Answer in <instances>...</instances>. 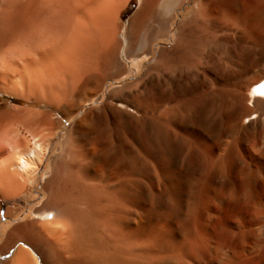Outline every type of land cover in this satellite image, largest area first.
I'll return each mask as SVG.
<instances>
[{"label": "bare ground", "instance_id": "bare-ground-1", "mask_svg": "<svg viewBox=\"0 0 264 264\" xmlns=\"http://www.w3.org/2000/svg\"><path fill=\"white\" fill-rule=\"evenodd\" d=\"M126 1L0 0V86L75 118L31 220L4 211L0 264H264V0H138L120 30ZM108 67L135 76L104 96ZM58 123L0 111L1 195Z\"/></svg>", "mask_w": 264, "mask_h": 264}, {"label": "rangeland", "instance_id": "rangeland-1", "mask_svg": "<svg viewBox=\"0 0 264 264\" xmlns=\"http://www.w3.org/2000/svg\"><path fill=\"white\" fill-rule=\"evenodd\" d=\"M117 1L118 0H110V7H113L112 5L115 6ZM137 2L138 0H127L123 4H120V6L116 9L117 11H116L115 22H116V26H118L120 30L123 29L121 27H124L126 25V22L133 16V13L137 9ZM190 4L191 3H188L187 5H185L184 9H182L181 12L184 13L185 9L188 8ZM180 18H178V20ZM157 20H158L157 16L152 15V17L149 19V21L145 25L146 30L151 31V29L153 28ZM122 68L119 71L122 72L123 70L125 72V69H122ZM127 76L133 77L135 75L129 73L127 74ZM127 76H123V77H127ZM123 77L114 79L110 75V67L106 68L104 73L101 76V80L103 81V85H102L103 95L105 96V95L110 94V91L113 89L115 93H121L122 90H119V87L124 82L122 81ZM12 78H11L12 79L11 81H16L19 79L18 76L12 77ZM130 80L131 78L128 79L127 81H130ZM24 86L25 85H22V86L14 85L15 89L13 88V91L15 90V92L10 90V91H7L8 93L4 91V89L0 86V111L7 110V109L8 110L10 109L12 111L13 109H19V108L22 110L29 109V110L42 111V112L51 114L52 119L57 120V122L59 123L57 124V127L55 128L56 130L53 129L54 141L52 142L50 147L47 148L43 161L38 166V168H36L37 170H35V173H33L30 176L29 181L27 182V188L23 190L24 192L21 191V193H18L13 199H7L6 197L0 194V212H1L0 222L6 220V218L4 217V211L10 207L13 213L12 219H14L13 221H11V224H19V223L26 222L27 220H31V218L34 216L33 215L34 210H36L42 204L43 200L45 199V197L40 196L41 195L40 194V184L42 183L43 177H44L43 172L49 166V163L53 159V157L58 153L57 148L60 142L62 143L66 139V132L73 125L74 123L73 121L75 119L74 117H68V118L61 117L56 107L48 105L47 103L34 98V96L32 95L28 97H23L21 94L25 92L26 87ZM9 92H13V93H9ZM5 124H6L5 127L7 126L6 128H8V124H10L11 128H8L10 130H14L16 128L15 126L16 123L13 121H7L5 122ZM95 124L96 125H106V124H111V123L109 120L106 121L103 119H99L98 121L95 122ZM53 146H56L54 150L52 149ZM36 177L39 180L37 183L34 181ZM51 217L54 218L53 215H51ZM62 226H64V223L61 222L59 219L54 218L53 227L55 230L54 236L56 238L64 237L65 228H62ZM38 260L40 262L39 264H48L47 259L44 260V262L40 261L39 258Z\"/></svg>", "mask_w": 264, "mask_h": 264}]
</instances>
